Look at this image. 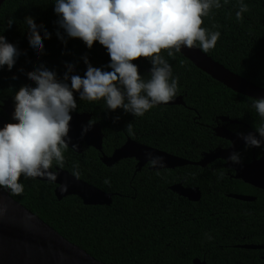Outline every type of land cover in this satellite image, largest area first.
<instances>
[{
    "label": "trees",
    "instance_id": "obj_1",
    "mask_svg": "<svg viewBox=\"0 0 264 264\" xmlns=\"http://www.w3.org/2000/svg\"><path fill=\"white\" fill-rule=\"evenodd\" d=\"M238 3L239 0H228L225 4L221 0L222 7L213 8L204 17L202 26L221 34L207 54L264 87V0H244L249 11L243 14L242 21L235 16ZM54 8L55 0H5L0 7V35L19 52L11 70L7 65L0 68V116H7L2 108L5 100L11 99L15 107L16 92L22 86H36L27 73L42 65L62 82L69 64L74 66L69 75L85 76V57L93 67L111 70L107 68V49L99 41L89 49L81 39L69 37L58 23L60 17ZM27 17L37 25L42 51L30 45ZM162 54L172 67V76L179 78L175 97L183 96L185 104L158 105L143 117H134L123 109L107 110L103 100L82 101L79 93H74L78 108L71 114L93 113V120L101 123L105 134V153L111 154L131 137L198 161L203 153L225 144L226 140L213 129L221 117H228L229 129L237 133L255 130L264 123L252 107V97L215 80L180 52L174 57ZM134 63L142 77L149 79L150 62L141 58ZM129 122L133 124V136L125 131ZM257 151V156L264 154L263 147ZM239 152L243 161L251 160L252 149L244 146ZM100 155L93 147L85 148L82 154L68 147L63 168L73 174L78 172L79 178L112 193L110 205H86L76 195L59 200L55 183L25 177L20 179L24 185L22 195L5 190L64 237L107 264H195V258L208 264H264L259 259L264 249L231 246L264 244L263 189L231 179L221 165L212 171L189 164L159 170L157 175L147 166L136 171L134 158L109 167ZM55 166L60 167L54 162ZM180 181L198 185L203 191L202 199L190 201L170 189ZM231 193L250 194L256 200L242 201L231 197Z\"/></svg>",
    "mask_w": 264,
    "mask_h": 264
},
{
    "label": "clouds",
    "instance_id": "obj_2",
    "mask_svg": "<svg viewBox=\"0 0 264 264\" xmlns=\"http://www.w3.org/2000/svg\"><path fill=\"white\" fill-rule=\"evenodd\" d=\"M221 7V0H55L58 23L67 35L81 39L89 49L99 41L110 56L107 68L111 70L93 67L85 57L84 77L69 75L74 71L71 64L64 82L43 65L27 73L36 86H22L16 92L13 119L18 123H8L0 129V188L22 195L21 177L56 180L50 169L54 162L64 166V151L71 141V112L78 108L74 93H79L82 101L103 100L107 110L123 109L134 117H143L153 107L172 101L178 92L179 78L172 76V67L162 53L174 57L185 47L199 46L205 53L214 49L221 34L202 25L213 8ZM248 11L244 0H239L237 21H242ZM12 23L10 19L9 27ZM26 23L31 29L30 45L42 51V37L33 18L27 17ZM18 55L17 48L0 35V68L7 65L11 70ZM141 58L151 64L147 80L134 63ZM252 107L264 119V98H253ZM91 124L83 128L82 135L87 134ZM125 131L135 135L131 122ZM238 135L246 150L264 147V123L255 126L254 133ZM72 147L76 149L78 145ZM145 156L151 168L166 167L163 156L152 152ZM226 161L243 162L240 152H232ZM74 175L78 177L79 173ZM63 190H67V185ZM5 211L0 207V214Z\"/></svg>",
    "mask_w": 264,
    "mask_h": 264
},
{
    "label": "water",
    "instance_id": "obj_3",
    "mask_svg": "<svg viewBox=\"0 0 264 264\" xmlns=\"http://www.w3.org/2000/svg\"><path fill=\"white\" fill-rule=\"evenodd\" d=\"M4 2L5 0H0V7ZM180 53L190 59L199 69L233 91L252 98H264V87L258 86L232 71L223 63L203 52L199 46L191 49L182 48ZM178 104H185L183 96L175 97L167 104L160 105ZM2 108L7 113L9 119L0 116V129L8 123H18L17 120L13 119L15 107L11 99L5 100ZM71 116L72 120L69 132L71 141L69 147L73 151L81 153L84 144L93 146L102 152V160L107 166H113L122 159L134 158L137 160L138 170H140L147 163L145 156L147 152L163 156L166 162L165 168L167 169L182 167L188 164L206 166L216 159L227 160V157L232 152H236L245 145L236 132H233L227 125L223 124L217 125L214 131L217 136L229 140L231 142L230 146L226 148L217 147L205 153L197 162L187 160L131 138L121 147L117 148L112 155L108 156L103 152L104 133L99 122H91L92 124L87 134L82 135L83 128L89 125L92 114L77 112L71 114ZM221 118L223 120L229 119L228 117ZM250 132L254 133L255 130H250L247 133ZM73 145H78V148L74 149ZM226 166L236 171L235 177L237 179L264 190V155L259 159L254 158L250 163L233 164L227 162ZM50 171L56 175L55 181L47 177H37L35 179L55 183L57 185L55 194L59 200L69 195H76L86 205H110L113 202L112 193L77 177L67 169L56 167L51 168ZM65 185H67L66 191L63 190V186ZM172 190L188 198L190 201H199L202 197L201 190L198 187L185 189L179 183L172 186ZM230 196L242 201H254L256 199L255 196L245 194H232ZM0 207L6 208V211L0 214V264H107L64 237L59 231L25 207L3 188H0ZM242 247L248 249L262 248L261 245L255 244H246ZM194 263L208 264L200 258H195Z\"/></svg>",
    "mask_w": 264,
    "mask_h": 264
},
{
    "label": "flooded vegetation",
    "instance_id": "obj_4",
    "mask_svg": "<svg viewBox=\"0 0 264 264\" xmlns=\"http://www.w3.org/2000/svg\"><path fill=\"white\" fill-rule=\"evenodd\" d=\"M77 113V112H76ZM79 113H82V112H79ZM87 113H90V114H92V116H91V119H90V122H92V123H95V122H99V121H94L93 120V113H91V112H87ZM7 114V113H6ZM73 114H75V113H73ZM6 118H8L9 119V117H8V115L6 116ZM228 121H229V119L228 120H223L222 118H220V120L219 121H217V123H216V126L217 125H223V124H225V125H227V127H228ZM232 122H234V121H232ZM100 123V122H99ZM101 124V123H100ZM216 126H214V128H216ZM101 127H102V125H101ZM213 128V129H214ZM229 128V127H228ZM102 130H103V128H102ZM215 132V131H214ZM234 132V131H233ZM104 133V132H103ZM237 133V132H236ZM247 133V132H246ZM245 133V134H246ZM237 134H239V133H237ZM104 138H105V134H104ZM129 138H131V137H129ZM128 138V139H129ZM127 139V140H128ZM131 139H133V140H136V139H134V138H131ZM224 139V138H223ZM126 140V141H127ZM224 140H226V142H225V144H223V145H220V146H218V147H223V148H226V147H229L230 146V144H231V142L229 141V140H227V139H224ZM136 141H138V140H136ZM139 142V141H138ZM104 143V142H103ZM147 145V144H146ZM245 145H243L241 148H239L236 152H239L240 150H242L243 149V147H244ZM87 147H93V146H87L86 144H84V146H83V150H82V152L81 153H78V154H82L83 152H85V148H87ZM121 147V146H120ZM94 148V147H93ZM117 148H119V147H117ZM116 148V149H117ZM217 148V147H216ZM264 148V147H263ZM96 149V148H95ZM116 149H114V151L116 150ZM252 149V158H251V160L248 162H246V161H243L244 163H250V162H252L253 161V159L254 158H256V159H259V158H261L264 154L262 153L261 155H259V156H257V149L258 148H256V149H253V148H251ZM212 150H214V149H212ZM99 151V150H98ZM113 151V152H114ZM211 151V150H210ZM209 151V152H210ZM100 153H101V155H100V159H101V161L103 162V160H102V156H103V154H102V152L101 151H99ZM103 152H104V150H103ZM113 152L111 153V154H107V153H105L106 155H108V156H110V155H112L113 154ZM77 153V152H76ZM205 153H207V152H205ZM205 153H203V156L205 155ZM178 156V155H177ZM202 156V157H203ZM201 157V158H202ZM184 158V157H183ZM200 158V159H201ZM186 159V158H185ZM199 159V160H200ZM187 160H189V159H187ZM198 160V161H199ZM190 161H192V160H190ZM193 162H197V161H193ZM104 163V162H103ZM137 160H136V167H137V169H136V171H141L144 167H148L151 171H159V170H155V169H153V168H151L149 165H148V163H146L140 170H138V165H137ZM226 163H227V161L226 160H224V159H216L215 161H213V162H210V163H208L206 166H200V165H196V164H191V165H195V166H199V167H201V168H210V170H215V167H218V166H222L225 170H226V174H228L229 176H230V178L231 179H237L236 177H235V174H236V171L233 169V168H230V167H227L226 166ZM105 164V163H104ZM106 165V164H105ZM115 165V164H114ZM189 165V164H188ZM107 166V165H106ZM56 167H58V166H55L54 168H56ZM110 167V166H109ZM183 167V166H182ZM53 168V167H52ZM176 168H178V167H176ZM180 168V167H179ZM65 169V168H64ZM172 169H175V168H172ZM162 170V169H161ZM182 184V187L183 188H185V189H189V188H191V187H198L200 190H201V188L198 186V185H187L184 181H180V182H178V183H174L173 185H171L170 186V189L172 190V186H174V185H178V184ZM182 189V188H181ZM174 191V190H173ZM175 193H177L179 196H181L178 192H176V191H174ZM203 191L201 190V193H202ZM232 194H234V193H231V195ZM240 194H244V193H240ZM202 195H203V193H202ZM245 195H250V194H245ZM253 196V195H252ZM181 197H183V198H186V197H184V196H181ZM256 197V196H255ZM188 199V198H187ZM201 199H202V197H201ZM200 199V200H201ZM256 200V199H255ZM229 244V243H228ZM246 244H254V243H236V244H231V246H235V247H239V248H242V246L243 245H246ZM255 245H261L262 246V248H259V249H264V244H255ZM243 248H245V247H243ZM260 258V260H263L264 261V255H260L259 256Z\"/></svg>",
    "mask_w": 264,
    "mask_h": 264
}]
</instances>
